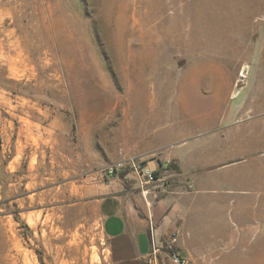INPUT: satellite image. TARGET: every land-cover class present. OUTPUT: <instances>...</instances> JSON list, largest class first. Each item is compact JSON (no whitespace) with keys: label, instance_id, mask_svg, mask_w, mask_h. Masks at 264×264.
Listing matches in <instances>:
<instances>
[{"label":"rangeland","instance_id":"1","mask_svg":"<svg viewBox=\"0 0 264 264\" xmlns=\"http://www.w3.org/2000/svg\"><path fill=\"white\" fill-rule=\"evenodd\" d=\"M263 72L264 0H0V253L13 235L27 264H108L97 190L126 182L109 169ZM237 200L198 199L206 224L165 235L158 262L264 264V205Z\"/></svg>","mask_w":264,"mask_h":264},{"label":"crops","instance_id":"2","mask_svg":"<svg viewBox=\"0 0 264 264\" xmlns=\"http://www.w3.org/2000/svg\"><path fill=\"white\" fill-rule=\"evenodd\" d=\"M207 95L214 101V119L198 128L168 124L154 135L157 145L139 152L151 156L144 164L162 171V178L142 184L126 172L125 184L114 179L97 190L108 264H160L157 252L165 235L206 224L192 213L206 210L198 199L207 195L230 197L235 209L244 195L264 205V74H250L226 93L214 84ZM169 163L178 171L167 170Z\"/></svg>","mask_w":264,"mask_h":264},{"label":"built area","instance_id":"3","mask_svg":"<svg viewBox=\"0 0 264 264\" xmlns=\"http://www.w3.org/2000/svg\"><path fill=\"white\" fill-rule=\"evenodd\" d=\"M125 171L133 173L140 183L149 184L155 181L154 171L149 170L142 161L135 158H126L118 162L115 166L109 169V175ZM174 241V240H172ZM155 249L153 253H155ZM171 260L174 264H187L186 261L176 254L171 255Z\"/></svg>","mask_w":264,"mask_h":264},{"label":"bare ground","instance_id":"4","mask_svg":"<svg viewBox=\"0 0 264 264\" xmlns=\"http://www.w3.org/2000/svg\"><path fill=\"white\" fill-rule=\"evenodd\" d=\"M8 247H11L10 249L8 248L9 251L8 249H5L8 253H6L5 251H4L5 253L4 252L0 253V264H27L28 263L27 255L25 251L19 250L20 248L18 247V244L16 243V240L13 235H12L10 246ZM12 251H17V256L12 255Z\"/></svg>","mask_w":264,"mask_h":264},{"label":"trees","instance_id":"5","mask_svg":"<svg viewBox=\"0 0 264 264\" xmlns=\"http://www.w3.org/2000/svg\"><path fill=\"white\" fill-rule=\"evenodd\" d=\"M172 168L174 171H178V168L176 167V165L169 163L166 165V169Z\"/></svg>","mask_w":264,"mask_h":264}]
</instances>
